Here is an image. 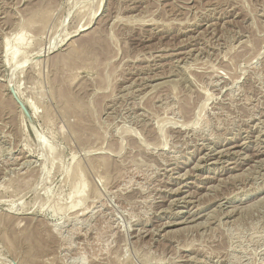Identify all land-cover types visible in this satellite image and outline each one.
Wrapping results in <instances>:
<instances>
[{"label": "rangeland", "instance_id": "1", "mask_svg": "<svg viewBox=\"0 0 264 264\" xmlns=\"http://www.w3.org/2000/svg\"><path fill=\"white\" fill-rule=\"evenodd\" d=\"M263 141L264 0H0V264H263Z\"/></svg>", "mask_w": 264, "mask_h": 264}, {"label": "bare ground", "instance_id": "2", "mask_svg": "<svg viewBox=\"0 0 264 264\" xmlns=\"http://www.w3.org/2000/svg\"><path fill=\"white\" fill-rule=\"evenodd\" d=\"M87 28H88V27L81 28L78 32H81V31H83V30H86ZM155 31H156V30H155ZM48 52H49V51H48ZM48 52H47V53H48ZM47 53H46V54H47ZM13 55H14V53H13ZM160 56H162V55H160ZM169 56H170V55H169ZM174 57H175V56H174ZM157 58H158V57H157ZM184 59H185V58H184ZM158 65H159V64H158ZM187 68H188V67H187ZM156 69H157V68H156ZM168 69H169V68H168ZM154 72H155V71H154ZM218 72H219V71H218ZM157 74H158V73H157ZM161 74H162V73H161ZM217 74H218V73H217ZM153 76H154V75H153ZM159 76H160V75H159ZM211 76H212V75H211ZM217 76H218V75H217ZM139 77H141V76H139ZM150 77H151V76H150ZM157 77H158V76H157ZM166 77H167V76H166ZM144 78H145V77H144ZM144 78H143V79H144ZM148 78H149V77H148ZM211 78H212V77H211ZM132 79H133V78H132ZM140 79H141V78H140ZM150 79H151V78H150ZM154 79H155V78H154ZM227 79H228V78H227ZM219 80H220V79H219ZM137 81H138V80H137ZM147 81H148V80H147ZM224 81H225V80H224ZM229 81H230V80H229ZM130 82H132V81H130ZM215 82H216V81H215ZM141 83H142V82H141ZM145 83H146V81H145ZM162 83H164V81H163ZM209 84H210V83H209ZM215 84H216V83H215ZM226 84H227V83H226ZM128 85H129V84H128ZM134 85H135V84H134ZM142 85H143V84H142ZM147 85H149V84H147ZM211 85H212V84H211ZM216 85H217V84H216ZM222 85H223V84H222ZM143 86H144V85H143ZM150 86H152V84H150ZM157 86H158V84H157ZM225 87H226V86H225ZM123 88H125V87H123ZM152 88H153V87H152ZM157 88H158V87H157ZM159 88H160V87H159ZM217 88H218V87H217ZM138 89H139V88H138ZM211 89H212V88H211ZM150 90H151V88H150ZM150 90H149V91H150ZM227 90H228V89H227ZM126 91H129V90H126ZM149 91H148V92H149ZM119 92H120V91H119ZM131 92H132V91H131ZM152 93H153V92H152ZM136 95H137V94H136ZM137 96H138V95H137ZM206 99H207V98H206ZM217 104H218V103H217ZM226 104H227V103H226ZM220 105H221V104H220ZM212 109H213V108H212ZM216 110H217V109H216ZM219 110H220V109H219ZM213 111H214V110H213ZM223 111H224V110H223ZM212 113L214 114V112H212ZM216 113H217V112H216ZM216 115H217V114H216ZM214 117H215V116H214ZM212 119H213V118H212ZM217 120H218V118H217ZM186 122H187V121H186ZM186 122H185V123H186ZM188 123H189V122H188ZM186 124H187V123H186ZM217 124H218V122H217ZM257 124H258V123H257ZM182 125H183V124H182ZM188 125H190V124H188ZM188 125H187V126H188ZM252 128H253V127H252ZM257 130H258V129H257ZM192 131H193V130H192ZM210 131H211V130H210ZM242 132H243V131H242ZM187 133H189V132H187ZM191 133H192V132H191ZM193 133H194V132H193ZM208 133H209V132H208ZM212 133H213V132H212ZM260 133H261V132H260ZM182 134H183V133H182ZM213 134H214V133H213ZM250 134H251V133H250ZM258 134H259V133H258ZM258 134H257V137H258ZM207 135H208V134H207ZM248 135H249V133H248ZM248 135H247V136H248ZM177 136H178V135H177ZM255 137H256V136H255ZM245 138H246V137H245ZM253 138H254V137H253ZM198 139H199V138H198ZM246 139H247V138H246ZM256 139H257V138H256ZM252 140H254V139H252ZM257 140H258V139H257ZM261 140H262V139H261ZM233 141L236 142V140H233ZM254 141H255V140H254ZM235 142H234V143H235ZM255 142H256V141H255ZM263 142H264V141H263ZM235 144H236V143H235ZM243 144H244V143H243ZM201 145H202V144H201ZM204 145H205V144H204ZM209 145H210V144H209ZM225 145H226V144H225ZM205 146H206V145H205ZM235 146H236V145H234V144H233L232 146H229V145H228L227 147L225 146V149L222 150V149L220 148L221 151H220V150L217 151V150L219 149V148H218V149L216 150L217 153H216L215 150H214V152H215L217 155H221V154H223V152H227V153H229V154H235V155L238 157L237 160H240L239 162H237V160H236V162H234L235 164H237V165H235V166H238V165L242 162V160H245V159H247V158H243V157H241V156H242V155H240L241 153H238V154H239V155H238L236 152H239V150H238V151H234V150H232V152H230L231 149H233ZM237 146H238V145H237ZM254 146H255V145H254ZM215 147H216V146H215ZM242 147H243V146H242ZM258 147H259V146H258ZM209 148H210V147H208V149H209ZM205 149H206V148H205ZM208 149H207V150H208ZM212 149H213V148H212ZM207 150H206V151H207ZM258 150H259V149H258ZM240 151H241V150H240ZM242 152H243V151H242ZM263 152H264V151H263ZM198 153H199V152H198ZM198 153H197V154H198ZM204 153H206V152L204 151ZM212 153H213V152H212ZM227 153H225V154H227ZM191 154H192V153H191ZM207 154H208V153H207ZM213 154H214V153H213ZM216 154H215V155H216ZM244 154H245V153H244ZM192 155H193V154H192ZM205 155H206V154H205ZM201 156H202V154H200V156L198 155L199 159L201 158ZM232 156H233V155H232ZM245 156H246V155H245ZM202 157H204V156H202ZM207 157H208V156H207ZM228 157H229V156H228ZM212 158H213V157H212ZM196 159H197V158H196ZM201 159H202V158H201ZM203 159H204V158H203ZM205 159H206V158H205ZM188 160H189V159H188ZM212 160H213V159H212ZM224 160H225V159H224ZM232 160H233V159H232ZM247 160H248V159H247ZM198 161H199V160H198ZM208 161H209V159H208ZM16 162H17V161H16ZM23 162H24V161H23ZM191 162H192V161H191ZM196 162H197V160H196ZM200 162H201V161H200ZM205 162H206V161H205ZM205 162H204V163H205ZM213 162H214V161H213ZM217 162H219V161H217ZM220 162H222V161H220ZM224 162H225V161H224ZM226 162H227V161H226ZM244 162H245V161H244ZM24 163H25V162H24ZM197 163H198V162H197ZM242 163H243V162H242ZM21 164H22V163H21ZM26 164H27V163H26ZM195 164H196V163H195ZM195 164H194V165H195ZM194 165H193V166H194ZM196 165H198V164H196ZM196 165H195V166H196ZM199 165H200V164H199ZM210 165H212V164H210ZM187 166H188V165H187ZM213 166H214V165H213ZM232 166H233V165H232ZM235 166H233V167L230 168V166H229V164H228V166H224V168H223V169H224V172H222V170H221L219 174H220V175H221L222 173L225 174V172H226L227 170L235 169ZM197 167L200 168V166H197ZM214 167H215V166H214ZM219 167H220V166H219ZM167 168H168V167H167ZM177 168H178V167H177ZM191 168H192V167H191ZM220 168H221V167H220ZM236 168H237V167H236ZM247 168H248V167H247ZM171 169H172V168H171ZM183 169H184V168H183ZM226 169H227V170H226ZM173 170L175 171V169H173ZM174 171H173V172H174ZM186 171H187V170H186ZM246 171H247V170H246ZM169 172H170V171H169ZM179 172H180V171H179ZM215 172H216V171H215ZM167 173H168V172H167ZM175 173H177V171H176ZM185 173H186V172H185ZM187 173H188V171H187ZM194 173H195V172H194ZM230 173H231V172H230ZM241 173H242V172H241ZM189 174H190V173H189ZM243 174H244V173H243ZM180 175H181V173H180ZM180 175L177 174L178 177H179ZM183 175H184V174H183ZM183 175H181L179 178H181ZM177 176H176V177H177ZM226 176H227V175H226ZM232 176H233V175H232ZM234 176H235V175H234ZM194 177H195V176H194ZM212 177H214V176H212ZM229 177H231V176H229ZM237 177H238V176H237ZM208 178H209V177H208ZM231 179H232V178H231ZM176 180H178V179H176ZM208 180H209V179H208ZM232 180H233V179H232ZM235 180H236V179H235ZM184 181H185V180H184ZM219 181H220V180H219ZM170 182H171V181H170ZM241 182H242V181H241ZM225 183H226V182H225ZM180 184H181V183H180ZM185 184H186V183H185ZM231 184H232V183H231ZM187 185H188V184H187ZM211 185H212V184H211ZM214 185H215V184H214ZM216 185H217V184H216ZM178 186H179V185H178ZM217 186H218V185H217ZM176 187H177V186H176ZM207 187H208V186H207ZM180 188H181V187H180ZM208 188H209V187H208ZM217 188H218V187H217ZM225 188H226V187H225ZM166 189H167V188H166ZM175 189H176V188H175ZM175 189H173V194H175V192H174ZM177 189H178V188H177ZM169 190H171V189H169ZM181 190H182V189H181ZM209 190H210V189H209ZM214 190H215V189H214ZM179 191H180V190H179ZM171 192H172V190H171ZM171 192H170V193H171ZM212 192H213V191H212ZM180 193H181V192H180ZM206 194H207V193H206ZM231 194H232V193H231ZM186 196H188V195H186ZM226 196H227V195H226ZM175 197H176V196H175ZM201 197H202V196H201ZM178 198H179V197H178ZM182 198H184V197L182 196ZM216 198H217V197H216ZM172 199H173V198H172ZM170 200H171V199H170ZM176 200H177V199H176ZM180 200H181V199H180ZM197 200H198V199H197ZM255 200H256V199H255ZM243 201H244V200H243ZM256 201H257V200H256ZM168 202H169V201H168ZM174 202H176V201H174ZM188 202H189V201H188ZM184 203H185V202H184ZM186 203H187V202H186ZM192 203H193V202H192ZM254 203H255V202H254ZM173 204H174V203H173ZM175 204H176V203H175ZM168 205H169V203H168ZM171 205H172V204H171ZM171 205H170V206H171ZM216 205H217V204H216ZM224 205H225V203H224ZM174 206H175V205H174ZM237 206H238V205H237ZM167 207H168V206H167ZM219 207H220V206H219ZM234 207H235V206H234ZM215 208H216V207H215ZM221 208H222V207H221ZM230 208H231V207H230ZM241 208H243V207H241ZM165 209H166V208H165ZM192 209H193V208H192ZM216 209H217V208H216ZM225 209H227V208H225ZM238 209H239V208H238ZM161 210H163V209H161ZM166 210H167V209H166ZM204 210H205V209H204ZM214 210H215V209H214ZM217 210H218V209H217ZM156 211H157V210H156ZM164 211H165V210H164ZM164 211H163V212H164ZM188 211H189V210H188ZM228 211H229V210H228ZM228 211H227V212H228ZM233 211H234V209H233ZM157 212H158V211H157ZM169 212H170V211H169ZM177 212H178V211H177ZM223 212H224V211H223ZM231 212H232V211H231ZM231 212H230V213H231ZM188 213H189V212H188ZM190 213H191V212H190ZM205 213H206V212H205ZM219 213H220V212H219ZM233 213H234V212H233ZM228 214H229V213H228ZM172 215H173V214H172ZM199 215H200V214H199ZM210 215H212V214H210ZM229 216H230V214H229ZM189 217H190V216H189ZM189 217H188V218H189ZM191 217H192V215H191ZM195 217H196V216H195ZM204 217H206V215H205ZM218 217H219V216H218ZM192 218H193V217H192ZM208 218H209V217H208ZM168 219H169V218H168ZM180 220H181V219H180ZM186 220H187V219H186ZM188 220H189V219H188ZM190 220H191V219H190ZM192 220H193V219H192ZM195 220H196V219H195ZM167 221H168V220H167ZM184 221H185V220H184ZM231 221H232V220H231ZM231 221H230V222H231ZM172 222H173V220H172ZM179 222H180V221H179ZM165 223H166V221H165ZM167 223H168V222H167ZM170 223H171V222H170ZM170 223H169V224H170ZM173 223H174V222H173ZM184 223H185V222H184ZM191 223H192V222H191ZM161 224L164 225L163 223H161ZM171 224H172V223H171ZM183 225H184V224H183ZM193 225H194V224H193ZM201 225H202V223H201ZM201 225H200V226H201ZM159 226H160V225H159ZM166 226H168V225H166ZM189 226H190V225H189ZM196 226H197V225H196ZM160 227H162V226H160ZM192 227H193V226H192ZM153 228H154V227H153ZM157 228H158V227H157ZM183 228H184V227H183ZM150 229H151V228H150ZM158 229H159V228H158ZM169 229H170V228H169ZM173 229H174V228H173ZM177 229H178V228H177ZM142 230H143V229H142ZM160 230H161V229H160ZM150 231H151V230H150ZM161 231H162V230H161ZM175 231H176V229H175ZM154 232H155V231H154ZM149 234H150V233H149ZM157 234H158V233H157ZM191 234H192V233H191ZM135 235H136V234H135ZM187 249H188V248H187ZM185 255H186V254H185ZM33 257H34V256H33ZM184 258H185V257H184ZM193 258H194V257H193ZM186 259H187V258H186ZM191 259H192V257H191ZM32 264H33V263H32ZM208 264H209V263H208ZM216 264H217V263H216ZM263 264H264V263H263Z\"/></svg>", "mask_w": 264, "mask_h": 264}, {"label": "water", "instance_id": "3", "mask_svg": "<svg viewBox=\"0 0 264 264\" xmlns=\"http://www.w3.org/2000/svg\"><path fill=\"white\" fill-rule=\"evenodd\" d=\"M8 91L10 93V95L12 96L13 101L16 103V105L18 106V108L20 109V111L22 112L25 120L29 123L32 124L33 123V118L30 114V111L28 110V108L26 107V105L23 103V101L20 99V97L17 95L14 86H9L8 87Z\"/></svg>", "mask_w": 264, "mask_h": 264}]
</instances>
